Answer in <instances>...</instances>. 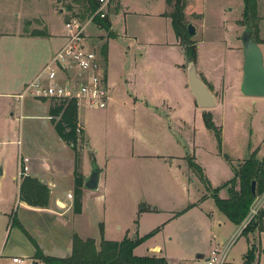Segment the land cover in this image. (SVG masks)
<instances>
[{
  "label": "crops",
  "instance_id": "1",
  "mask_svg": "<svg viewBox=\"0 0 264 264\" xmlns=\"http://www.w3.org/2000/svg\"><path fill=\"white\" fill-rule=\"evenodd\" d=\"M65 1L48 0L45 11L41 12L40 16L22 18L18 31L0 32V95L16 97L64 44ZM56 2L62 3L63 7L56 8ZM147 2L150 3V1ZM158 2L160 4L158 9L144 8L140 11H127L125 0H117L115 5L112 4L108 9L111 11L108 18L110 27L105 31L106 35L102 39L106 52L99 56L110 87V100L107 107L99 111L86 110L80 114V106L77 108L78 123L83 129V138L78 140L79 172L84 179L87 178L91 172L93 159L100 169L97 189L82 188L80 213L73 212L74 150L56 133L49 119V102L30 97L19 99L18 115L14 118L17 121V128L14 135L8 136L6 140L10 145L8 151L13 158L14 172L12 177H9L13 190L11 196L9 198L0 196V264H11L10 258L13 256L21 257L23 260L26 257L30 259L31 264H34L35 261L39 263V260L33 258L35 247L32 241L36 243L44 256L65 258L72 252L75 234L82 239L92 238L96 243H100L101 239L121 241L125 237H141L143 234L139 235L138 231L142 223L149 220L147 216H155V211L158 212L156 206L153 205L151 208L150 203L153 202L151 198L145 196L138 198L136 195L139 176L142 177L141 182L144 181L146 184V189L149 191L160 190V195L164 193L162 192L164 191L163 187L159 186L160 182H164V179H160L165 177L164 174L153 170L145 173L141 168L142 162L138 161L164 160V154L148 151L152 147H163L165 135L171 133L169 122L165 119V116H169V113H166L168 111L165 110V93L160 91L158 95L154 94V87L157 81L161 80L158 79L154 82L147 79V73L152 74V71H155L160 75L165 70L173 72L178 76L177 83L183 91L188 88L183 46L177 42L170 18L164 15L168 8L163 3L165 0ZM257 14L259 17L257 44L261 48L264 59V0H257ZM118 16L123 18V26L120 30H116ZM137 16L162 19L165 22L168 40L165 41V33H159L156 38H153L154 35L149 38L130 30L127 20ZM33 19H39L34 27L25 26L26 21L32 22ZM34 29L44 30L47 35H30ZM97 29L100 32L105 30H101L99 26ZM85 41L87 46L96 48L90 46L87 39ZM201 41H205L204 36ZM113 43L120 49L113 51L111 48ZM165 50L169 51L167 56H165ZM196 52L197 71L202 78H209L207 82L212 87V93L215 96L218 91L225 93L224 76L218 78L214 74V71L219 68L224 67L225 70V61L221 65L215 63L211 59L213 57L209 60L201 56L199 50ZM226 52L233 54V49L227 48ZM146 54L150 58H144ZM151 55L156 56H153L155 58L151 60ZM242 62L243 53L240 62L241 77L237 82L239 86L242 79ZM14 65L20 68L17 75L10 72ZM252 98L262 99L264 97ZM216 101L218 105L220 101L218 102L217 96ZM166 107L169 108L168 105ZM117 108L120 109L116 110ZM11 115H14V112ZM108 120L113 123L110 130L106 126ZM139 147L145 150L139 151ZM177 158L179 157L170 161L176 162ZM181 158L183 159V157ZM21 161L29 176L37 178L43 184L50 185L48 202L45 206H31L19 201L21 177L18 171ZM0 165L4 175L6 163L3 162ZM189 171L192 172L190 169ZM116 184L117 190L119 186H123L122 195L116 190ZM155 187L158 189H154ZM184 187L183 180V191ZM0 193L3 194V190H0ZM200 193L196 199L192 198L194 200L187 201V205L196 203L203 194H206L204 189ZM159 194L155 195L160 196ZM129 195L134 214H138L140 204L149 207L138 215L137 224L135 223L137 219L133 218L132 212L129 219L124 220V224L119 214L116 213L117 209L114 210V207L125 205ZM206 195L207 197L203 201L184 213L190 209L201 208L204 201L211 198L209 194ZM219 196L227 198V190L221 189ZM214 207H216L215 204ZM180 215L175 216L174 213L168 220L175 219ZM9 217L11 218L9 219ZM217 225L222 226L223 222L218 220ZM12 230H14V238L8 245ZM6 234L8 235L6 236ZM245 238L246 246L242 249L241 260L236 264H243V256L249 243H253L254 240H256L259 249L256 264H264V232L255 231L249 233ZM145 242L133 249L134 255L163 257L153 252L136 254L138 248ZM215 245H217L215 242L209 240L194 250L195 255L196 253L207 255ZM164 258L167 264H179L182 261L180 258L171 256ZM194 259L196 260L194 264L203 263L195 256ZM226 264L233 263L226 260Z\"/></svg>",
  "mask_w": 264,
  "mask_h": 264
},
{
  "label": "rangeland",
  "instance_id": "2",
  "mask_svg": "<svg viewBox=\"0 0 264 264\" xmlns=\"http://www.w3.org/2000/svg\"><path fill=\"white\" fill-rule=\"evenodd\" d=\"M147 1H150V3ZM158 1L125 0V9L127 11H140L144 8L158 9L160 8ZM184 1L185 33H187L188 23L194 25L196 32L192 36L187 33L185 38H177V42L179 45L194 43L195 46L197 45L196 51L199 50L201 56L209 60L213 57L211 59L215 63L223 65L225 61V70L223 67L214 71L218 78L224 76L225 93L218 91L216 93L217 100L220 101L218 105L203 112L194 104L188 88L183 91L182 87L179 86L177 83L178 76L175 73L166 70L161 72L160 75L156 74L155 71H152L153 75L147 73V79L154 82L158 79L161 80L157 81L154 94L158 95L160 91L165 93V110L168 111L166 113H169V116H165V119L169 122L171 133L165 135L163 147H152L148 151L164 154V160L138 161L142 162L141 168L145 173L153 170L164 174L165 177H161L160 179H164V182L159 183V186H162L164 190L162 195L159 194L160 190L155 191L152 189V191H149L146 189L144 181L141 182L142 177L139 176L137 181V197L151 198L153 200L150 203L151 208L154 205L158 210V212L155 211V216H147L149 220L142 223L138 234L144 235L158 226L159 229L145 240L146 242L138 248L136 254L153 252L163 257L180 258L182 261L179 264H194V261H196L194 250L197 247L209 240L221 246L223 245L222 241L226 243L235 236L226 260L236 264L241 260L242 249L246 246L245 235L242 234V231L237 235L239 227L214 207L212 198L204 201L201 208L190 209L175 219H168L172 214L186 207L187 201L196 199L203 189L206 194L210 195L213 188L222 185L223 181L226 182L231 179L233 177V167L242 164L246 158L250 157L251 153L257 159L262 157L261 155L264 153V98L244 96L237 84L241 77V35L247 30L242 21L243 1ZM47 3L48 0H0V32L18 31L23 17L40 16V13L45 11ZM56 3V8L63 7L62 3ZM163 3L165 7H168L167 12H165L167 15L172 11V7L167 5L166 0ZM110 12L108 10L105 18H109ZM72 13H79L77 7L70 12L65 9L64 28L67 21L73 23L78 21V17L73 16ZM122 19L119 16L116 18V30H120L123 26ZM38 21L39 19H33L30 27H34ZM82 24H84L83 34L85 39L89 41L90 46L96 47L95 49L99 52V55H103L104 42L102 39L107 30L100 32L97 29L98 26L88 22V20ZM127 26L130 30L149 38L153 35V38H156L159 33H165V41L168 40L165 32V22L162 19L141 16L130 17L127 20ZM100 29L102 30V28ZM251 29L253 31V28ZM202 35L205 41H201ZM111 48L113 51L120 49L114 43L111 44ZM227 48L233 49V54H228L226 52ZM168 53L169 51L165 50V56ZM153 56L151 55V60L155 58ZM144 58L150 57L146 54ZM19 71L20 68L16 65L10 69L11 74L14 75H17ZM203 78L205 82L209 81V78ZM207 84L209 85L208 82ZM18 101L17 97L0 95V164L6 163V173L0 175V190H3V194L0 193V196L3 198H9L13 192L9 177H12L14 172V163L12 155L8 151L10 145L6 140L8 136L14 135L17 128V121L14 118L19 111ZM86 110L94 112L100 109H85L83 105H80V114H83ZM12 112H14V115H11ZM208 115L220 132V144L214 130L208 129L205 125L204 118ZM106 126L110 130V127L113 126L112 121L108 120ZM141 150L145 149L139 147V151ZM175 157H179L178 160L171 162L170 160H174ZM189 159H192L201 167L203 176L210 184L208 187L207 184L205 185L200 181L190 167L188 168L194 174L189 171L187 168ZM183 180L185 182L184 191L182 190ZM227 187L222 189H227ZM154 189H158V187ZM117 191L122 195L123 186H119ZM152 192L155 193L152 194ZM121 195L120 198L122 199ZM17 205L18 203L15 208ZM132 206L129 195L125 205L114 207L124 224L129 219L131 212L133 218L135 217L138 220V214H134ZM262 208H264V194L256 196L249 208L246 216V218L251 216L246 225L249 229H252L256 221L255 217L258 216V212ZM251 210L257 212L252 214ZM218 220L223 222L222 226L217 225ZM13 238L14 230L9 236L8 245H10ZM253 243L256 245V240ZM95 245L97 249L100 248V243H95ZM24 264H31L30 259L25 257ZM37 264H41V262L39 261Z\"/></svg>",
  "mask_w": 264,
  "mask_h": 264
},
{
  "label": "trees",
  "instance_id": "3",
  "mask_svg": "<svg viewBox=\"0 0 264 264\" xmlns=\"http://www.w3.org/2000/svg\"><path fill=\"white\" fill-rule=\"evenodd\" d=\"M243 13L242 21L247 27L251 39L258 42V21L257 0H242ZM168 6L172 7V11L167 14L170 18L171 27L176 38H185L186 24L184 23V0H166ZM67 11H73L76 7L79 13H72L78 17V22L83 23L88 20L98 8L96 0H69L65 1ZM166 15V14H164ZM92 23L100 28L109 30L110 22L107 18L95 16ZM250 23H252L250 25ZM31 24V21H26L25 26ZM253 28V31L252 29ZM33 36H46L44 30L34 29L30 32ZM183 50L186 61L192 60L196 62L197 52L194 43H185ZM106 52L104 46L103 54ZM204 80V79H203ZM205 82V80H204ZM206 83V82H205ZM209 86V85H208ZM211 89V87L209 86ZM77 105L74 101H52L49 105V119L54 126L58 136L74 150L75 167H74V188H73V212L78 214L81 212V198L83 193V175L79 172L80 153L78 140L83 138V129L78 123ZM205 112V111H204ZM205 125L208 129L214 130L217 140L220 144V132L213 124L210 116H206ZM188 166L196 173L200 181L207 187L210 185L208 180L203 176L201 167L192 159L188 160ZM19 176L21 183L19 186V201L25 202L31 206H45L48 202L50 185L41 183L37 178L29 176L25 170L22 161L19 163ZM255 181V194L251 192V182ZM227 187V198H221L218 192ZM264 192V154L260 159H257L253 153L246 158L244 162L236 167H233V177L222 185L213 188L209 195L216 208L223 213L232 223L240 225L246 218L249 208L256 196ZM207 197L203 194L196 203L188 204L181 211L175 213L178 216L184 213L189 208L196 206ZM147 208L145 204H140L138 215ZM256 221L249 229L246 226L242 230V234L247 236L253 232H264V208L260 209ZM138 223V220L135 221ZM159 227L151 230L141 237L129 238L125 237L121 241L100 240V248L97 249L95 240L92 238L82 239L76 234L73 236V246L70 256L65 258L44 256L39 247L34 241L35 252L33 258L39 260L41 264H167L164 257L157 256H136L133 254V249L152 236ZM254 243H249L248 249L243 256V264H256L257 253L259 249Z\"/></svg>",
  "mask_w": 264,
  "mask_h": 264
},
{
  "label": "built area",
  "instance_id": "4",
  "mask_svg": "<svg viewBox=\"0 0 264 264\" xmlns=\"http://www.w3.org/2000/svg\"><path fill=\"white\" fill-rule=\"evenodd\" d=\"M116 1L96 0L98 8L88 22H92L96 15L105 18L109 7ZM65 30L64 44L16 97L45 100L49 104L52 101L72 100L77 107L83 105L89 109H105L110 100V87L98 52L86 45L84 24L67 21ZM251 212L255 214L257 211ZM250 217L240 224L237 235L245 228ZM234 239L235 236L221 246L212 247L202 260V264H226L228 251ZM23 262L24 260L18 256L10 258L11 264Z\"/></svg>",
  "mask_w": 264,
  "mask_h": 264
},
{
  "label": "water",
  "instance_id": "5",
  "mask_svg": "<svg viewBox=\"0 0 264 264\" xmlns=\"http://www.w3.org/2000/svg\"><path fill=\"white\" fill-rule=\"evenodd\" d=\"M187 32L194 35L196 30L192 23L187 24ZM242 42V79L239 86L240 92L248 97H264V59L260 46L251 39L248 31L241 35ZM187 86L194 98L195 104L204 112L206 109L217 105L216 96L212 93L208 84L204 82L192 60L186 61L185 66ZM90 175L84 179L83 187L88 190H95L98 187L100 169L96 165L95 159L91 162ZM2 167L0 165V175ZM251 192L255 194V181L251 182ZM203 253H196L197 260H203ZM37 264V262H34Z\"/></svg>",
  "mask_w": 264,
  "mask_h": 264
}]
</instances>
